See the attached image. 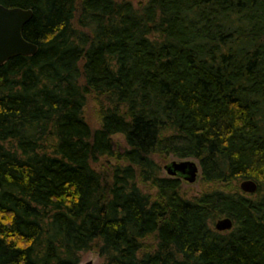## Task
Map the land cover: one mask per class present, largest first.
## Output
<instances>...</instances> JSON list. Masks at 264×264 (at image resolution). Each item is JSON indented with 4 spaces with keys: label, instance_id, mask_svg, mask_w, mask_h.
<instances>
[{
    "label": "trees",
    "instance_id": "1",
    "mask_svg": "<svg viewBox=\"0 0 264 264\" xmlns=\"http://www.w3.org/2000/svg\"><path fill=\"white\" fill-rule=\"evenodd\" d=\"M0 4L37 45L0 65V264H264V0Z\"/></svg>",
    "mask_w": 264,
    "mask_h": 264
},
{
    "label": "water",
    "instance_id": "2",
    "mask_svg": "<svg viewBox=\"0 0 264 264\" xmlns=\"http://www.w3.org/2000/svg\"><path fill=\"white\" fill-rule=\"evenodd\" d=\"M31 9L20 7H5L0 4V65L8 59L23 55H34L37 45L26 40L22 35L23 26L32 18ZM167 176L177 177L187 182H194L199 172V166L194 159L172 160L163 166ZM239 187L246 193H253L257 184L253 180H243ZM232 221L224 217L215 222L214 228L218 231L229 229ZM83 264H92L86 261Z\"/></svg>",
    "mask_w": 264,
    "mask_h": 264
},
{
    "label": "rangeland",
    "instance_id": "3",
    "mask_svg": "<svg viewBox=\"0 0 264 264\" xmlns=\"http://www.w3.org/2000/svg\"><path fill=\"white\" fill-rule=\"evenodd\" d=\"M139 1H144V0H133V2L135 4H137ZM96 111H97V106L95 105L93 100L89 97L87 102H86L85 108H84V117H85L87 123L92 128H96L98 126V118H97ZM113 139H114V141L118 142L121 147H123L125 145L123 136L121 134L114 135ZM155 160H157L161 166V173L163 175H167L165 170L163 169V166L172 160H180V159L174 158L172 156H168L166 159H161L159 157H155ZM103 164H104V161H101L99 163V166L103 165ZM199 173H200V169H199L197 178L194 182H187V181L181 179L182 180V192L185 196L191 197L193 195L198 194L200 191L203 190L202 185H201L200 180H199L200 179ZM147 191H154V189H150ZM216 221L217 220H215L211 224L212 227H214V224ZM89 260L92 261V264H100L101 263V260L98 256V254L95 251L89 250V251L83 252L81 254L80 262L78 264H83L84 262L89 261Z\"/></svg>",
    "mask_w": 264,
    "mask_h": 264
}]
</instances>
